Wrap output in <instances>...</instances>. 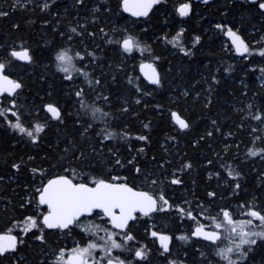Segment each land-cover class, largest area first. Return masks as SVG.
I'll use <instances>...</instances> for the list:
<instances>
[{"label": "trees", "instance_id": "trees-1", "mask_svg": "<svg viewBox=\"0 0 264 264\" xmlns=\"http://www.w3.org/2000/svg\"><path fill=\"white\" fill-rule=\"evenodd\" d=\"M17 1L0 0V63L20 85L1 97L0 233L17 242L6 246L0 264H66L73 241H89L95 225L110 228L97 212L74 225L83 233L44 225L39 194L61 176L126 184L154 197L155 210L136 214L122 233L133 237L121 256L128 264H228L218 253L235 249L237 237L218 230L221 239L212 244L191 232L217 230L211 218L221 221V210L234 221L250 219L249 209L264 214V0H157L138 19L122 11L123 0ZM185 1L191 8L181 18ZM229 29L248 52H235ZM22 49L30 62L11 55ZM61 51L71 57L67 73L56 60ZM141 62L157 68L158 84L143 79ZM17 118L35 141L12 127ZM36 125L43 131L35 133ZM29 217L37 227L29 228ZM151 233L170 237L167 251ZM255 240L229 258L264 264V238ZM137 247L146 252L141 258Z\"/></svg>", "mask_w": 264, "mask_h": 264}, {"label": "snow or ice", "instance_id": "snow-or-ice-1", "mask_svg": "<svg viewBox=\"0 0 264 264\" xmlns=\"http://www.w3.org/2000/svg\"><path fill=\"white\" fill-rule=\"evenodd\" d=\"M155 2H157V0H150L149 3H146L142 6L145 9L144 11H137L133 14L147 15L146 9L151 7V3ZM205 2H207V0H205ZM125 4L127 5V0H125ZM45 7H47V5H45ZM260 8L264 9V3L260 4ZM187 9L188 5H184L180 11V14L187 15ZM0 15H6V13L0 12ZM218 27L220 26L218 25ZM73 31H75V29H73ZM229 35L233 37V43L235 44L236 50L238 52L249 51V48L245 42L238 35H236V33H233L231 29H229ZM196 40L198 42L199 37H196ZM123 47L126 51L132 50L133 40L131 37L123 41ZM260 54L264 55V51H262ZM12 55L18 56L21 59H29L27 50H25L23 53L13 52ZM56 60L70 63L71 57L68 56L66 51H61L57 54ZM147 67H151V65H148ZM3 68L4 65L0 64V71H2ZM61 70L65 73L69 72L68 67H61ZM68 78L70 79L71 77L69 76ZM3 79L5 82L11 85L12 90L20 87L19 84L8 81L6 77ZM152 80L153 83H159L158 78H155L154 70ZM77 95H80V93L78 92ZM47 110L54 118H60L59 111L56 107L48 105ZM94 111L99 110L97 109ZM3 114V111H0V115ZM173 116L181 129L188 127V124L177 114L173 113ZM256 118L260 119V117ZM12 127L18 129L22 133H26L29 137H32L34 141L37 138L33 131H29L22 126L18 118L17 122L13 124ZM145 127H147V125H145ZM34 131L35 133L42 132L43 126L36 125ZM139 139L144 140L146 137L141 136ZM251 154L255 155L256 153L253 152ZM137 171H139V169H137ZM173 183H179V181L174 180ZM210 195L214 194L210 193ZM161 199L163 198L161 197ZM156 203V200L147 192L134 191L126 184L108 183L104 180H97L94 182V186L90 187L89 185L83 183H73L71 179L65 176L49 180L48 184L44 186L40 192V204L47 205L49 209L48 214L43 219L44 225L48 228L67 229L70 225L78 223L79 218L85 213H91L94 209H102L104 214L111 218V223L116 228L124 229L127 226L128 221L133 218L132 214L135 211L139 210L144 215H147L149 212L155 210ZM116 210H119V214H117ZM221 213L223 217L221 221H217L215 217L211 218L213 220L214 227L216 229L226 227L230 234H235L239 237V243L235 244V249L229 247L226 250H221V252L218 254L221 255L223 259L228 260V264H235V261L229 258L228 253H231L234 250H240L242 245L255 244L256 240L250 239L252 236L264 238V231H246V228L250 225H253L255 220L260 222V226H264V214H261L260 211L249 209L245 214L250 217V219L246 221H234L232 219V214L228 210H221ZM187 215L190 218L195 219V217H192L191 212H188ZM28 220L30 221L29 228L37 227V222L34 219L29 217ZM27 230L28 229H25V231ZM153 235L156 234L153 233ZM193 235L203 236L204 239L211 242H216L221 239V232L204 231L202 225L195 229ZM126 239L131 240L133 237L131 235H127ZM160 239L162 242H164L168 240V237L162 236ZM180 239L187 238L180 237ZM108 240L111 241L112 248L121 247V244L116 243L115 240H112L111 234L108 235ZM0 241H10L12 243H10L9 246L15 247V237L0 236ZM96 247H98L97 244L91 243L87 247L74 250L75 254L71 257L68 264H89L88 257L91 256V250L95 249ZM164 248L167 250L166 243L164 244ZM6 250L7 247L3 243H0V253H3ZM136 255L138 257H142L144 253L138 250ZM244 255H246V253L241 252V256L243 257ZM108 264H112V261L109 260Z\"/></svg>", "mask_w": 264, "mask_h": 264}, {"label": "water", "instance_id": "water-1", "mask_svg": "<svg viewBox=\"0 0 264 264\" xmlns=\"http://www.w3.org/2000/svg\"><path fill=\"white\" fill-rule=\"evenodd\" d=\"M149 2H150V0H127V5H126V4H125V0H123L122 3H121L122 11H123L127 16H129V17H131V18H136V19H138V18H144V17H146V16L149 14L150 10L152 9V7L154 6V4H155L156 2H155V3H151V7H149V8L146 9V10H147V15H134L133 13H134V12H137V11H144L145 9H144L142 6L145 5L146 3H149ZM184 5H185V4L180 5V6L177 8V12H178V14L180 15L181 18L186 17V15H181V14H180V11H181V9L183 8ZM188 10H189V6H188V9H187V12H188ZM232 32L235 33L234 31H232ZM236 35H238V34L236 33ZM238 36H239V35H238ZM239 37H240V36H239ZM226 38H227V40L229 41L231 47L235 50V52H236L237 54H239V55H243V54L245 53V52H242V51H241V52H238V51L236 50V46H235V44L233 43V37H232L231 35H229V32L226 33ZM240 38H241V37H240ZM122 47H123V42H122ZM123 48H124V47H123ZM25 50H27V53H28V57H29V59H21V58L18 57V56H13V55H12L13 52L23 53ZM11 55H12L13 57H15L16 59H18V60H20V61H23V62H30V60H31V57H30V54H29V50H28V49H22V50H17V51H11ZM0 64H2V63H0ZM148 65H151V67H147ZM153 70H154V72H155V78H158V80H159V73H158V70H157V68H156L153 64H151V63H149V62H141V63L139 64V66H138V71H139L140 75L143 77V79H144L149 85H155V84H157V83H153V80H152V77H153ZM4 77H6L8 81L13 82V81H12L11 79H9V77L4 73V68H3V70L0 71V106H1V97H2L3 95H5V94H10V93H12V92L15 90V89L12 90L11 85L4 81V79H3ZM13 83H14V82H13ZM175 121H176V119H175ZM57 178H58V177H57ZM54 179H56V178H54ZM51 180H53V179H51ZM73 183H74V182H73ZM47 184H48V182H47L44 186H46ZM89 186L92 187V186H94V185H89ZM42 189H43V188H42ZM41 191H42V190H41ZM134 191H136V190H134ZM138 192H139V191H138ZM150 196H152V195H150ZM152 197H153V196H152ZM153 198H154V197H153ZM39 200H40V194H39ZM42 205H43V204H42ZM43 206H45V207H46V210H47V213L45 214V216H46V215L48 214L49 209H48V206H47V205H43ZM95 211L102 213V214L104 215V218H106L107 220H110V221H111V218L108 217V216H106V215L104 214V212H103L102 209H94L91 213H85V214L82 215L80 218L85 217V216H89V215H91V214H92L93 212H95ZM116 211H117V214H119V210H116ZM153 211H154V210H153ZM153 211L149 212L148 214L152 213ZM137 213H142V212H140L139 210L135 211V212L132 214L133 218H134V215L137 214ZM142 214H143V213H142ZM45 216H44V217H45ZM44 217H43V219H44ZM80 218H79V219H80ZM133 218H132V219H133ZM132 219H130V220L128 221V223L131 222ZM128 223H127V224H128ZM114 227H115V226H114ZM197 227H199V226H195V227H194L193 231L191 232V236H192L194 239H197V240H205V241H208V240L204 239L203 236H195V235H193V233H194V231H195V229H196ZM115 228H116V227H115ZM203 229H204V231H218V230H213V229H206V228H204V227H203ZM0 236H11V237H15L13 234H9V233H0ZM162 236H166V237H168V240L162 242L161 239H160V237H162ZM155 237H157V239H158V243H159L161 249L164 250V251H167V250H165V248H164V244H165V243L167 244V249H168V243H169V240H170L169 236H168V235H165V234L157 233V234L155 235ZM16 242H17V239H16V237H15V241H14L15 245H16ZM208 242H210V243H212V244L217 243V241H216V242L208 241ZM0 243H3L4 245L9 246L10 243H12V242H10V241H0ZM73 255H74V254L69 255L68 259L70 260L71 257H72ZM108 262H109V261H108ZM108 262H107L106 264H108ZM112 264H117V263H115V262L112 261Z\"/></svg>", "mask_w": 264, "mask_h": 264}, {"label": "rangeland", "instance_id": "rangeland-1", "mask_svg": "<svg viewBox=\"0 0 264 264\" xmlns=\"http://www.w3.org/2000/svg\"><path fill=\"white\" fill-rule=\"evenodd\" d=\"M15 2H18V1L15 0ZM183 3L188 4V2H186V1ZM57 63H59L62 67H67L69 65V63H67V62L57 61ZM166 207H167V205L165 204L164 208H166ZM45 213H43L42 216L45 215ZM103 217H104L103 214L97 215V218H103ZM95 227H96V232L94 234H92V237L90 236V239H88L89 241L85 242L84 244L73 241L74 243L72 244V248L67 252V254H75L74 250L84 248V247H87L91 243H95L98 245V247L91 250V256L88 257L89 264H103V262L109 261V260L120 262L121 264H128L127 261L123 260L121 257L122 255H124V251L126 250L125 249L126 247L124 246L125 243L128 244L127 239L125 236H123L122 232L115 233L114 231L106 228L105 226H102L101 224L100 225L98 224V226L95 225ZM79 228L81 231L83 230V228L81 226ZM217 230L224 233L226 238L232 237V238L236 239L235 237H237L239 239V237L236 236L235 234H230V232L227 230L226 227L221 228V229H217ZM246 231H252V232L264 231V226H260V224H257V225L253 224V225L248 226L246 228ZM109 234H111L112 240H115L116 243L121 244V247H119V248H112L111 247V241L108 240ZM152 235H153V233H151V236ZM250 238L255 239L256 236H252ZM139 248L137 247L135 249L134 253H136L138 250L142 251L144 254L146 253V252H144V247H142L141 249H139ZM7 249H8V247H7ZM121 252H123V254ZM3 253H5V251ZM3 253H0V254H3Z\"/></svg>", "mask_w": 264, "mask_h": 264}, {"label": "flooded vegetation", "instance_id": "flooded-vegetation-1", "mask_svg": "<svg viewBox=\"0 0 264 264\" xmlns=\"http://www.w3.org/2000/svg\"><path fill=\"white\" fill-rule=\"evenodd\" d=\"M205 1V0H204ZM207 1H209V0H207ZM256 1V0H255ZM189 6H190V8H191V5L189 4ZM189 11H190V9L188 10V12H187V14L189 13ZM187 16V15H186ZM242 39V38H241ZM137 214H140V215H142V216H145L144 214H142V213H137ZM148 215V214H147ZM136 216V214L134 215V217ZM107 220V219H106ZM106 224H108L109 225V229L110 230H112V231H114L115 233H120V232H122V233H125L126 231H127V228H128V225H129V223L127 224V226L124 228V229H119V228H115L114 227V225L111 223V221L110 220H107V223ZM75 224H73V225H70L69 226V228H67V229H61V228H53V230H61V231H65V230H70L71 228H73V227H75L76 229H77V231L79 232H82L83 233V230L81 231L80 230V225L78 226V227H76V226H74ZM102 225V224H101ZM102 226H104V225H102ZM155 234H157V233H155ZM84 238H86V237H84ZM152 238L156 241V244L158 245V247H160V245H159V243H158V239H157V237H155V235H152ZM170 238V237H169ZM76 242H78V241H76ZM79 243V242H78ZM169 244H170V240H169V243H168V247H169ZM5 246H7V245H5ZM72 248V247H71ZM160 249H161V247H160ZM168 250V249H167ZM122 254H123V252H121ZM124 253H125V251H124ZM121 254V255H122ZM69 255H71V254H65V256H64V261H65V263L66 264H68V262H69V259H68V257H69ZM137 258H141V257H138L137 255H136V253L134 254ZM123 256V255H122ZM108 261H105V262H103V264H106ZM113 262H115V263H117V264H121L120 262H116V261H113Z\"/></svg>", "mask_w": 264, "mask_h": 264}, {"label": "bare ground", "instance_id": "bare-ground-1", "mask_svg": "<svg viewBox=\"0 0 264 264\" xmlns=\"http://www.w3.org/2000/svg\"><path fill=\"white\" fill-rule=\"evenodd\" d=\"M193 1H203L204 2V0H193ZM186 2H188V4L187 3H182V4H180V5H183V4H185V5H188L189 6V4L191 5V3L189 2V1H186ZM189 9H190V6H189ZM190 12V11H189ZM227 32H229V30L228 31H226V33ZM228 41V40H227ZM228 43H229V41H228Z\"/></svg>", "mask_w": 264, "mask_h": 264}]
</instances>
